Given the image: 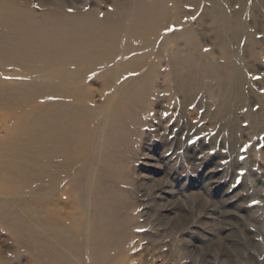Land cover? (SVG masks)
<instances>
[{"label": "bare ground", "instance_id": "6f19581e", "mask_svg": "<svg viewBox=\"0 0 264 264\" xmlns=\"http://www.w3.org/2000/svg\"><path fill=\"white\" fill-rule=\"evenodd\" d=\"M126 1L114 0V11L32 0L0 9V194L35 183L32 218L24 204L18 210L34 264H134L119 250L133 236L122 187L131 176L116 167L135 158L131 145L148 124L141 110L194 104L205 81L222 101H244L240 71L249 56L240 45L251 43L252 57L256 41L264 46V0ZM190 16L201 32L186 24ZM170 19L175 31L161 34ZM203 35L214 49L198 55ZM99 89L106 98L115 91L112 100L88 106Z\"/></svg>", "mask_w": 264, "mask_h": 264}, {"label": "rangeland", "instance_id": "374dc122", "mask_svg": "<svg viewBox=\"0 0 264 264\" xmlns=\"http://www.w3.org/2000/svg\"><path fill=\"white\" fill-rule=\"evenodd\" d=\"M32 1L82 11H114V0ZM14 2L0 0V9ZM185 21L200 31L194 16ZM175 24L170 19L161 34L173 33ZM258 25L256 36L260 37ZM209 41V35L198 39V55L214 49ZM256 42L255 57L250 53L251 43L240 45L249 56L240 71L244 74V101H235L232 95L229 98L233 100L222 101V94L213 91L212 82L205 81L208 90L203 95L199 93L194 104L186 103L177 109L164 102L153 108L148 104L141 110L148 124L141 129V140L132 141L135 158L116 167L123 173L130 172L132 182L122 186L129 191L127 209L134 224L131 240L119 248L124 261L134 255V264H264V46ZM220 59L215 55V60ZM11 72L17 74L19 67ZM88 80L97 81L95 75ZM35 83L40 93L41 82ZM114 92L106 98L107 90L99 89L86 104L97 107L109 103ZM167 96L174 98L172 93ZM129 167L133 170L129 171ZM34 185L30 183L24 190L13 187L0 194V206H10L12 210L9 216L0 212L3 264H34L36 260V246L21 234L18 211L24 204L32 218L36 208ZM65 186L53 189L43 203Z\"/></svg>", "mask_w": 264, "mask_h": 264}, {"label": "snow or ice", "instance_id": "6c2138e0", "mask_svg": "<svg viewBox=\"0 0 264 264\" xmlns=\"http://www.w3.org/2000/svg\"><path fill=\"white\" fill-rule=\"evenodd\" d=\"M206 51H207V49H206ZM257 79H259V78L257 77ZM240 175L243 176L244 173L242 172V173H240ZM237 183H239V181H237Z\"/></svg>", "mask_w": 264, "mask_h": 264}]
</instances>
